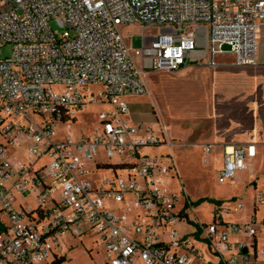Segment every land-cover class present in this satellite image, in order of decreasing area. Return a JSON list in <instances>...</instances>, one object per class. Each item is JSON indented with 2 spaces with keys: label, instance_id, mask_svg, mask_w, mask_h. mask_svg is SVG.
Returning <instances> with one entry per match:
<instances>
[{
  "label": "built area",
  "instance_id": "1",
  "mask_svg": "<svg viewBox=\"0 0 264 264\" xmlns=\"http://www.w3.org/2000/svg\"><path fill=\"white\" fill-rule=\"evenodd\" d=\"M122 26L143 28L139 49ZM263 27L264 0H0V55L12 47L0 57V264H50L65 257L67 238L90 234L102 246L96 264L264 262V220L224 221L242 202L216 207L211 224L191 221L189 202L177 209L172 155L146 152L171 144L127 120L126 101L147 94L149 72L212 68L225 54L257 65ZM95 101L110 107L101 128L58 139V124ZM102 152L108 162L98 160ZM255 157L252 146L225 149L217 181L250 171ZM98 170L112 176L95 180ZM253 199L264 206L261 192Z\"/></svg>",
  "mask_w": 264,
  "mask_h": 264
},
{
  "label": "crops",
  "instance_id": "2",
  "mask_svg": "<svg viewBox=\"0 0 264 264\" xmlns=\"http://www.w3.org/2000/svg\"><path fill=\"white\" fill-rule=\"evenodd\" d=\"M258 56L254 66L235 65L234 57L225 54L212 68L190 64L176 72H149L144 76L147 94L126 98L127 120L165 134L168 150L200 147L205 156L210 148L209 159L218 160L220 168L225 149L254 147L249 180L254 194H263L264 171L258 173L255 163H264V27ZM235 201L234 206L242 202ZM263 207L253 199L252 217L257 219Z\"/></svg>",
  "mask_w": 264,
  "mask_h": 264
},
{
  "label": "rangeland",
  "instance_id": "3",
  "mask_svg": "<svg viewBox=\"0 0 264 264\" xmlns=\"http://www.w3.org/2000/svg\"><path fill=\"white\" fill-rule=\"evenodd\" d=\"M120 31L125 41L133 49H139L142 46V34L144 31L142 27L122 26ZM11 56L12 47L6 46L3 48L0 57ZM101 90L100 86L89 88L90 95L95 94V97H99ZM109 109L108 105L98 101L86 105L77 113L76 121L58 124V139L61 140L68 132H71L76 138L92 135L101 128V124L98 122L99 114ZM146 152L153 156L171 157L172 155L174 176L169 178V182L172 189L180 195L178 210L183 208L188 202L193 204L187 208V215L191 221L198 219L202 223L211 224L214 221L213 212L217 207L216 203L221 202L220 206L232 209L236 199L243 202L244 208L238 212L225 213L224 221L230 224L244 223L252 218L255 185L254 181L249 180L250 171H243L236 176L234 181L221 184L217 181L220 162L212 157L208 163H204V151L200 147L188 148L183 146L181 149L173 147L172 150H168V146H161L148 149ZM9 154L10 156H18L21 159L24 157L23 153H18L14 149H10ZM98 160L108 162L103 152L98 157ZM255 164L258 173L264 171L263 162L260 161ZM90 176L95 180H99L103 177H110L112 174L108 170H98ZM201 199H203V202L196 204ZM20 201H23L22 198H20ZM27 204L34 208L36 207L33 197L28 200ZM16 205V207H19V203ZM263 217L264 207L258 213L257 219L261 220ZM65 241L69 245L65 246L64 251L59 253L66 256L67 261L65 264H96L103 257L99 236L96 234L84 235L82 238H67ZM260 244L261 247H264V235L260 236ZM89 250H92L91 254ZM260 264H264V262Z\"/></svg>",
  "mask_w": 264,
  "mask_h": 264
},
{
  "label": "trees",
  "instance_id": "4",
  "mask_svg": "<svg viewBox=\"0 0 264 264\" xmlns=\"http://www.w3.org/2000/svg\"><path fill=\"white\" fill-rule=\"evenodd\" d=\"M64 121H67L69 119V116L67 114H63V118ZM73 121H76V118L73 119ZM203 202V199L199 200L196 204H199ZM217 207H219L221 205V202H217ZM193 204H188L187 206H192ZM66 262V258L65 257H60L57 256L55 260H53L50 264H65Z\"/></svg>",
  "mask_w": 264,
  "mask_h": 264
}]
</instances>
